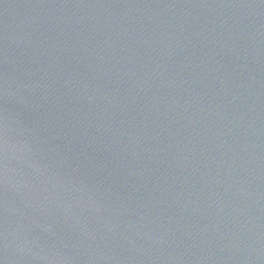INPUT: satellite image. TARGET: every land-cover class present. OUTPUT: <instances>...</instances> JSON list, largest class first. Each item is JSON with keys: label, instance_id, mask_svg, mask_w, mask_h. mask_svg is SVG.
I'll return each instance as SVG.
<instances>
[{"label": "water", "instance_id": "1", "mask_svg": "<svg viewBox=\"0 0 264 264\" xmlns=\"http://www.w3.org/2000/svg\"><path fill=\"white\" fill-rule=\"evenodd\" d=\"M0 264H264V0H0Z\"/></svg>", "mask_w": 264, "mask_h": 264}]
</instances>
